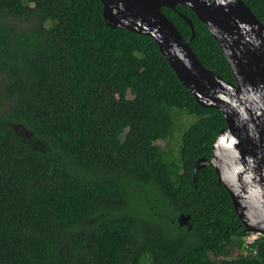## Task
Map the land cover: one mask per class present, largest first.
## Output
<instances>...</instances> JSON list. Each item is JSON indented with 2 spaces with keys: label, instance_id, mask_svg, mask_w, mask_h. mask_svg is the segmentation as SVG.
Wrapping results in <instances>:
<instances>
[{
  "label": "trees",
  "instance_id": "trees-1",
  "mask_svg": "<svg viewBox=\"0 0 264 264\" xmlns=\"http://www.w3.org/2000/svg\"><path fill=\"white\" fill-rule=\"evenodd\" d=\"M243 1L264 25V0ZM163 13L236 84L191 9ZM226 127L101 0H0V264H264L215 169L194 175Z\"/></svg>",
  "mask_w": 264,
  "mask_h": 264
},
{
  "label": "water",
  "instance_id": "water-1",
  "mask_svg": "<svg viewBox=\"0 0 264 264\" xmlns=\"http://www.w3.org/2000/svg\"><path fill=\"white\" fill-rule=\"evenodd\" d=\"M112 29L152 38L183 86L206 109L225 117L212 159H200L194 175L213 167L250 234L264 237V25L243 0H101ZM191 9L219 44L236 84L201 63L163 9ZM183 20L196 32L191 19ZM181 216V226L190 225Z\"/></svg>",
  "mask_w": 264,
  "mask_h": 264
},
{
  "label": "rangeland",
  "instance_id": "rangeland-1",
  "mask_svg": "<svg viewBox=\"0 0 264 264\" xmlns=\"http://www.w3.org/2000/svg\"><path fill=\"white\" fill-rule=\"evenodd\" d=\"M195 122L196 120H194L193 118H189V117H185L183 120V123L185 124V131L188 130V128L191 125V122ZM182 141H181V132L178 131L177 134L175 135L174 141L170 144V147L177 151L178 147L181 145ZM159 145L162 146L165 150H168L170 147L167 146V143L165 142H159ZM259 237V235L257 234H250V237L247 239V241L249 243H252L255 239H257Z\"/></svg>",
  "mask_w": 264,
  "mask_h": 264
},
{
  "label": "built area",
  "instance_id": "built-area-1",
  "mask_svg": "<svg viewBox=\"0 0 264 264\" xmlns=\"http://www.w3.org/2000/svg\"><path fill=\"white\" fill-rule=\"evenodd\" d=\"M257 239H258V238H257ZM257 239H255V240H257ZM255 240H254V241H255ZM254 241H253V242H254ZM247 242H248V241H247ZM253 242H252V243H253ZM248 243H249V242H248ZM249 244H251V243H249Z\"/></svg>",
  "mask_w": 264,
  "mask_h": 264
}]
</instances>
